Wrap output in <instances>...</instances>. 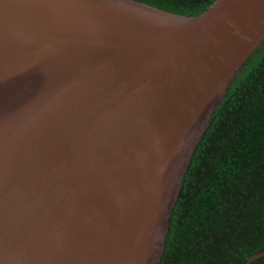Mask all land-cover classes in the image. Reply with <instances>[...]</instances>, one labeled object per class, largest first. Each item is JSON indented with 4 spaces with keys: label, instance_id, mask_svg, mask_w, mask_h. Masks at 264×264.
I'll return each mask as SVG.
<instances>
[{
    "label": "water",
    "instance_id": "1",
    "mask_svg": "<svg viewBox=\"0 0 264 264\" xmlns=\"http://www.w3.org/2000/svg\"><path fill=\"white\" fill-rule=\"evenodd\" d=\"M263 41L264 0L197 16L0 0V264H160L192 157Z\"/></svg>",
    "mask_w": 264,
    "mask_h": 264
},
{
    "label": "trees",
    "instance_id": "2",
    "mask_svg": "<svg viewBox=\"0 0 264 264\" xmlns=\"http://www.w3.org/2000/svg\"><path fill=\"white\" fill-rule=\"evenodd\" d=\"M135 1L197 16L216 0ZM262 251L264 41L232 81L192 157L160 264H245Z\"/></svg>",
    "mask_w": 264,
    "mask_h": 264
}]
</instances>
